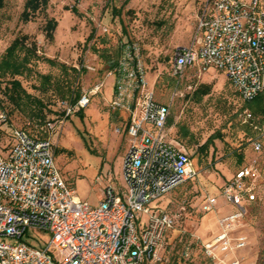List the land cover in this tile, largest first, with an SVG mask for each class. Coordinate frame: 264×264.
<instances>
[{
  "label": "built area",
  "instance_id": "1",
  "mask_svg": "<svg viewBox=\"0 0 264 264\" xmlns=\"http://www.w3.org/2000/svg\"><path fill=\"white\" fill-rule=\"evenodd\" d=\"M88 69L95 72L93 67ZM190 69L201 75L210 70L224 74L246 102L263 93L262 0H203L193 42L176 49L171 76L181 83ZM147 73L141 44L124 42L117 65L107 74L115 84L106 104L110 112L128 115L129 149L122 165L125 186L105 187L96 208L80 200L63 179L49 138L14 129L8 155H0V264H155L162 260L160 253L177 216L150 206L196 179L199 171L187 150L167 138L171 109L149 88ZM104 86L96 84L75 102L61 101L60 120L48 122V130L86 109ZM5 122L6 114L0 113V125ZM253 148L263 151L259 138ZM258 177L254 166L245 167L223 189L236 211L220 218L221 233L202 245L211 264H244L238 253L247 248L248 239L238 230L246 217L245 202L256 198ZM216 207L217 199L207 197L202 211L217 212ZM141 214L147 215L146 223ZM41 234H49V241L33 239Z\"/></svg>",
  "mask_w": 264,
  "mask_h": 264
},
{
  "label": "rangeland",
  "instance_id": "2",
  "mask_svg": "<svg viewBox=\"0 0 264 264\" xmlns=\"http://www.w3.org/2000/svg\"><path fill=\"white\" fill-rule=\"evenodd\" d=\"M25 1L7 0L5 8L0 10V58L16 37L28 35L30 41L37 43L40 55L80 72L74 85L77 90L83 93L105 82L102 94L93 97L86 109L45 134L55 145L58 170L66 183L75 188L77 197L96 208L103 199L105 187L125 186L122 165L129 142L125 139L121 118L126 115L112 113L107 108L115 79L107 77L109 70L100 55L113 52L123 39L138 41L148 69L149 88L171 109L173 125L168 127L167 138L187 150L199 171L196 179L150 206L177 216L176 226L167 233L160 253L162 260L155 264H211L202 245L221 233L219 219L236 211L224 197L223 189L233 174L251 166L259 172V177L254 184L255 200L244 204L246 217L238 233L247 237L248 246L240 256L244 264H264V152H255L251 139L252 136L254 140L259 138L264 148V137L261 138L264 117L254 120L259 129L254 127L252 136L242 130L248 125V113L252 112L243 108L244 101L222 73L210 70L201 75L190 69L181 83L171 76L176 49L193 42L203 0H82L78 4L80 16L70 10L75 0H50L46 13L37 15L33 22L23 23L20 17ZM52 18L58 23L54 39L50 41L44 27ZM88 67H93L95 72ZM49 70L44 65L37 68L41 73ZM51 72L59 75L56 70ZM35 79L21 80L29 93L38 95L32 88L38 85ZM203 85L211 87L206 96L196 92ZM3 86L0 87V113L6 114L7 122L0 125V155L6 157L13 144L14 129L42 131L45 121L14 109ZM50 107L58 111L57 103ZM51 119L56 122L60 117L48 116L46 121ZM179 127L189 129L193 136L184 137L178 133ZM116 129L122 133L118 134ZM216 135L221 138L208 153L205 149L199 150ZM239 154L244 155L241 166ZM207 197L217 199V212L202 211ZM141 218L146 223L147 215L141 214ZM33 239L47 242L50 235L41 234Z\"/></svg>",
  "mask_w": 264,
  "mask_h": 264
},
{
  "label": "trees",
  "instance_id": "3",
  "mask_svg": "<svg viewBox=\"0 0 264 264\" xmlns=\"http://www.w3.org/2000/svg\"><path fill=\"white\" fill-rule=\"evenodd\" d=\"M6 1L7 0H0V10L5 8ZM80 1L82 0H75V5L70 9L78 16L81 15L78 9ZM49 3L50 0H26L20 20L23 23L33 22L37 15L47 12ZM57 23L56 19L52 18L46 22L44 27L46 37L50 41L54 39ZM123 43L124 39L120 41L119 47L114 49L111 53H101V59L104 61L107 70H112L117 65ZM39 65L47 66L50 70L47 73H41L37 71ZM51 70L58 71L59 75H54L55 73L51 72ZM79 76L80 72H77L74 67H68L64 63L40 55L37 43L35 41H30L28 35L16 37L0 58V87L4 85V94L9 103L12 104L14 109L25 113L28 112L30 116L45 121L42 131L30 132L24 129L31 136L39 139H46L45 134L48 131L47 123L54 120L51 119L46 121V118L58 114L57 109L51 108L50 104L57 103L58 107V104L67 98L75 97L73 100V102H75L76 99L81 97V90H77L74 87ZM29 78H36L35 80L38 82V85H34L32 88L37 91L38 95L29 93L24 87L21 79L28 80ZM210 90V86L203 85L196 92L206 96L210 93ZM55 100H57V102H55ZM243 108L252 112L248 113L251 115V118L248 120V125H245L242 129L248 135H251L254 127L259 128L257 122H255L257 117H264V92L251 102L244 101ZM81 112L82 111L79 113ZM172 125L173 121L169 119L168 127ZM178 131V133H182L184 137L193 136L190 130L185 127H179ZM220 138L221 137L218 135L211 137L199 150L205 149L206 153H208L209 149L214 147L215 141ZM253 138L252 136V141H254ZM243 162L244 155L239 154V166H241Z\"/></svg>",
  "mask_w": 264,
  "mask_h": 264
},
{
  "label": "crops",
  "instance_id": "4",
  "mask_svg": "<svg viewBox=\"0 0 264 264\" xmlns=\"http://www.w3.org/2000/svg\"><path fill=\"white\" fill-rule=\"evenodd\" d=\"M126 41H128V39H124V42H126ZM104 84H105V82H104ZM105 87V86H104ZM104 89V88H103ZM103 91V90H102ZM117 113H122V112H117ZM125 114V113H124ZM126 115V118H121V123H122V125H123V127H124V134H125V128H126V125H127V121H128V115L127 114H125ZM170 119V118H169ZM125 139L127 140V138H126V136H125ZM128 141V140H127ZM236 174V173H235ZM235 174H233V175H235ZM206 200V199H205ZM205 202V201H204ZM239 232V231H238ZM238 234H240V233H238ZM164 249V248H163ZM163 249H162V251H161V253L163 252ZM243 251V250H242ZM240 253H241V251L238 253V256H240ZM242 256H243V254H242ZM241 257V256H240Z\"/></svg>",
  "mask_w": 264,
  "mask_h": 264
}]
</instances>
